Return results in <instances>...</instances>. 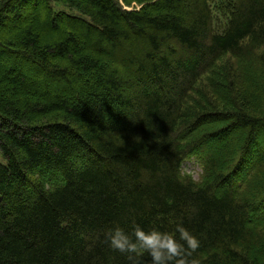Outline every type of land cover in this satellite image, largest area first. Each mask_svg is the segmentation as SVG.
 Here are the masks:
<instances>
[{"label": "trees", "instance_id": "obj_1", "mask_svg": "<svg viewBox=\"0 0 264 264\" xmlns=\"http://www.w3.org/2000/svg\"><path fill=\"white\" fill-rule=\"evenodd\" d=\"M0 151V264H128L133 222L264 264V0H0Z\"/></svg>", "mask_w": 264, "mask_h": 264}, {"label": "clouds", "instance_id": "obj_2", "mask_svg": "<svg viewBox=\"0 0 264 264\" xmlns=\"http://www.w3.org/2000/svg\"><path fill=\"white\" fill-rule=\"evenodd\" d=\"M104 242L112 252L124 255L128 264H144L145 256L149 264H201L195 255L201 241L182 222L173 231L145 229L135 222L129 231L114 224L105 231Z\"/></svg>", "mask_w": 264, "mask_h": 264}, {"label": "rangeland", "instance_id": "obj_3", "mask_svg": "<svg viewBox=\"0 0 264 264\" xmlns=\"http://www.w3.org/2000/svg\"><path fill=\"white\" fill-rule=\"evenodd\" d=\"M136 7V6H135ZM54 9L56 12H68L67 9H64L63 7L59 5H54ZM2 65V64H1ZM3 66V65H2ZM31 77L39 81L40 83H45L49 85V87L54 88V84L52 82L45 81L43 78L38 77L37 75H34L31 73ZM243 151L240 150L239 154L236 156V158L232 161V167H234L240 159L243 157ZM201 154H197L196 156H193L194 158H191L190 160H187L186 163L184 164V173L185 175H188L190 178L193 179V181L201 185L205 180V170L201 166L204 164L203 156L201 157ZM5 162L2 153L0 151V165Z\"/></svg>", "mask_w": 264, "mask_h": 264}]
</instances>
